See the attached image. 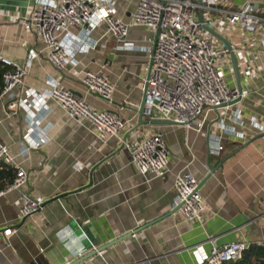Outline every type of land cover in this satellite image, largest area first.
<instances>
[{"label": "crops", "instance_id": "0c3cea01", "mask_svg": "<svg viewBox=\"0 0 264 264\" xmlns=\"http://www.w3.org/2000/svg\"><path fill=\"white\" fill-rule=\"evenodd\" d=\"M37 3L0 0V56L27 71L14 97L48 90L58 81L92 108L129 121L123 134L129 143L162 134L169 172L143 176L119 139L100 141L88 120L72 118L50 98L17 114L7 108V98L0 102V141L27 172L28 182L0 197V264H77L102 248L78 264H204L201 257L210 254L212 238L218 247L237 242L261 247L257 264H264V41L243 42L254 54L226 65L233 72L228 83L248 93L231 112H210L201 132L145 115L147 124L135 130L144 100L139 83L151 67L154 33L132 27L127 41L136 47L129 48L99 25L90 35L96 49L77 53L61 72L48 60L44 42L21 24ZM127 5L122 0L116 8L124 21L130 18ZM105 65L116 85L111 102L88 93L82 83L86 72ZM222 119L235 134L226 133L224 150L213 156L210 137L223 134ZM40 138L46 143L25 152ZM186 172L202 185L206 212L199 222L186 221L174 207L176 175ZM23 194L46 200L25 220L20 218ZM7 229L17 233L6 236Z\"/></svg>", "mask_w": 264, "mask_h": 264}, {"label": "built area", "instance_id": "2783aa9c", "mask_svg": "<svg viewBox=\"0 0 264 264\" xmlns=\"http://www.w3.org/2000/svg\"><path fill=\"white\" fill-rule=\"evenodd\" d=\"M119 1L122 0H39L21 19V24L44 42L48 60L61 72L77 53L96 49L97 41L91 40L90 35L99 25H105L107 33L129 48L136 47L127 41L132 27L151 30L155 35L150 50L151 67L139 83L145 98L144 115L152 119L158 116L186 130L201 132L210 112L228 114L248 97L246 91L228 83V75L233 72L227 71L226 65L233 57L246 62L247 56L254 54L243 47V42L264 41V0H127L128 21L117 17ZM0 62L12 67L3 75L0 102L9 98L7 108L13 114L21 107L50 98L72 118L88 120L100 141L119 139L143 176L160 178L169 172L170 153L162 134L142 135V141L129 143L123 139L129 121L114 112L92 108L58 81L50 82L48 90L15 98L13 92L23 88L27 71L1 56ZM106 66L86 72L82 83L88 93L111 102L116 85L106 74ZM220 129L223 134L210 137L213 156L224 150L226 133L235 134L225 119L221 120ZM46 141L40 138L27 144L25 152L39 149ZM0 162L17 170L13 182L0 190V197L23 189L28 182L27 172L16 165L1 141ZM199 188L200 182L191 173L176 175L174 207L179 208L186 221L199 222L206 212ZM21 200L22 220L34 216L46 204V200L27 194ZM15 233V229L5 231L6 236ZM210 241L213 248L210 254L201 257L204 264L240 260L248 248L243 242L218 247L216 239ZM261 246L264 247V242Z\"/></svg>", "mask_w": 264, "mask_h": 264}, {"label": "trees", "instance_id": "16d2710c", "mask_svg": "<svg viewBox=\"0 0 264 264\" xmlns=\"http://www.w3.org/2000/svg\"><path fill=\"white\" fill-rule=\"evenodd\" d=\"M9 70H11L10 66L0 62V91H2L4 85L3 75ZM16 174H17V170L15 169V167L8 165L4 162H0V190H4L7 186H9L16 177ZM260 252H262L261 247L252 245L246 249L242 259L237 261L227 262L224 264H257V260L259 259Z\"/></svg>", "mask_w": 264, "mask_h": 264}, {"label": "water", "instance_id": "95a60500", "mask_svg": "<svg viewBox=\"0 0 264 264\" xmlns=\"http://www.w3.org/2000/svg\"><path fill=\"white\" fill-rule=\"evenodd\" d=\"M223 40H224V39H223ZM224 41L228 44V42H227L226 40H224ZM233 61H234V63H235V61H236L235 57H233ZM144 110H145V98H144L143 103H142V105H141V109L139 110V122H138V126H137V128H136L135 130H137V129H139V128H141V127H143L144 125L147 124V122L143 120V117H144ZM173 123H174V122H173ZM201 186H202V185L200 184V188H199V189H201ZM176 209L178 210L179 208H176ZM149 225H150V224H149ZM131 235H132V234H129V236H131ZM121 239H123V238H120V239H118V240L113 241L111 244H109V246H111V245L117 243V242L120 241ZM103 249H104V248L100 249L99 251H94V252H93L92 254H90L89 256H86V257L81 258V259L79 260L80 262H78V263H81V262H83V261H86V260L89 259L90 257L96 255L98 252H101ZM78 263H77V264H78Z\"/></svg>", "mask_w": 264, "mask_h": 264}]
</instances>
